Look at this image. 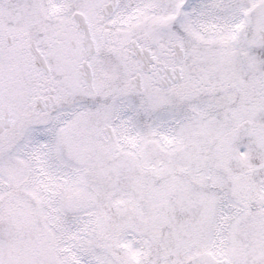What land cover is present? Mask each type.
Returning <instances> with one entry per match:
<instances>
[{
    "label": "snow or ice",
    "instance_id": "snow-or-ice-1",
    "mask_svg": "<svg viewBox=\"0 0 264 264\" xmlns=\"http://www.w3.org/2000/svg\"><path fill=\"white\" fill-rule=\"evenodd\" d=\"M0 264H264V0H0Z\"/></svg>",
    "mask_w": 264,
    "mask_h": 264
}]
</instances>
